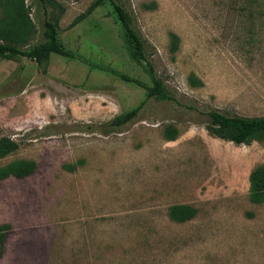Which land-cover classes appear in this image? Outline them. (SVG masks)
<instances>
[{
    "label": "rangeland",
    "instance_id": "obj_1",
    "mask_svg": "<svg viewBox=\"0 0 264 264\" xmlns=\"http://www.w3.org/2000/svg\"><path fill=\"white\" fill-rule=\"evenodd\" d=\"M55 1L48 16L72 57L0 58L3 74L22 65L24 92L35 95L39 112L18 138L40 158L29 178L0 182V221L14 225L8 242L48 241L49 256L23 257L21 245L0 250V264H264V200H249L248 179L264 163V138L235 144L206 128L212 109L264 115V0H118L171 99L147 98L109 132L105 122L146 95L115 72L146 85L150 77L109 1L74 25L92 0ZM43 17L35 0H0V24H27L19 47L44 40ZM190 73L203 84H189ZM13 81L3 93L16 90ZM172 204L196 212L176 222Z\"/></svg>",
    "mask_w": 264,
    "mask_h": 264
},
{
    "label": "trees",
    "instance_id": "obj_2",
    "mask_svg": "<svg viewBox=\"0 0 264 264\" xmlns=\"http://www.w3.org/2000/svg\"><path fill=\"white\" fill-rule=\"evenodd\" d=\"M42 8L43 12V41L35 42L32 45L19 47L17 40L21 34H29V30L24 22L22 25L14 20L10 23L7 20L2 21L0 24V58L12 59L16 56H24L34 59L37 64L45 60L50 53H57L62 56L72 57L71 53L64 50L58 43V27L55 21H52L48 16V7L56 5L55 0H35ZM105 1H109L117 18L120 22L121 37L125 44L129 47L131 57L143 61L144 68L150 77L151 85H146L136 78H132L126 74L115 72V75L127 82H133L136 85L143 87L146 90L145 98L131 110L116 115L109 121L105 122L104 126L107 127L105 132H109L110 128L118 127L132 120L142 107L147 98L153 97L158 100L171 99L170 94L162 84L161 80L157 77L154 67L150 60L144 53V42L141 34L133 25V18L130 13L123 7L118 0H92L89 6L80 14H78L73 21L72 25L80 22L87 15H89L96 7L102 5ZM18 25L23 30L11 31L10 26ZM15 28V27H14ZM12 35H10V33ZM169 50L175 52L178 48L179 37L177 34L169 33ZM188 82L191 85H202L203 82L197 78L193 73L188 75ZM209 122L206 126L207 130L216 137L231 141L235 144H246L252 139L264 138V115L262 116H239L224 113L220 110L212 109L207 111ZM109 128V129H108ZM167 139H175L176 130L171 128L167 132ZM17 147V144L11 141L8 137H0V157L8 154ZM68 168V165H64ZM35 170V163L33 161H13L6 166L0 168V179L13 175L16 177H23ZM249 200L251 202H261L264 200V163L256 166L249 173ZM196 210L194 207L187 204H172L168 208V216L176 222H183L192 218ZM9 229V225L0 226V246L2 248V241L5 231Z\"/></svg>",
    "mask_w": 264,
    "mask_h": 264
},
{
    "label": "crops",
    "instance_id": "obj_3",
    "mask_svg": "<svg viewBox=\"0 0 264 264\" xmlns=\"http://www.w3.org/2000/svg\"><path fill=\"white\" fill-rule=\"evenodd\" d=\"M20 66L21 71H19L18 73L15 72V77L11 75L12 72L10 71H8L7 74H3L0 71V99L8 100L4 105L0 103V137H8L11 141L17 144V147L14 150L4 155L3 157H0V168L13 161L24 160L33 161L35 163V170L23 177L9 175L0 179V182L9 179L22 181L32 176L39 169L40 158L38 157V155L30 154L26 149V147H33V144L24 146L18 138L22 135V131H26L31 128L32 124H30V121L32 117L34 115H37V113L39 112V108L32 106L31 102V99L35 98V95L25 93V88L28 85L25 86L21 83L24 72H22V65ZM11 78H14L16 81H13V83L10 84H20L15 88L12 87L13 89H16L14 90V92L5 94L3 93L2 88L10 81ZM2 225H9L10 229L14 227V225L10 221H0V226ZM10 229H7L5 231V235L2 241V248L0 246V250H2V253L4 251L10 252L12 250L20 249V246L22 245V249H20V251L26 253L25 255H23V257L36 258L39 256H49L50 243L48 241L44 242L43 248H40L38 246V243H35L33 241H25L23 243L20 241H13L12 243L11 241L8 242L7 234ZM39 253H42V255H39Z\"/></svg>",
    "mask_w": 264,
    "mask_h": 264
}]
</instances>
